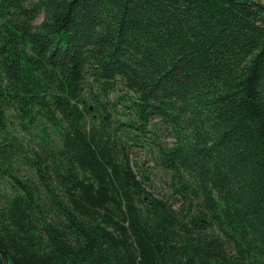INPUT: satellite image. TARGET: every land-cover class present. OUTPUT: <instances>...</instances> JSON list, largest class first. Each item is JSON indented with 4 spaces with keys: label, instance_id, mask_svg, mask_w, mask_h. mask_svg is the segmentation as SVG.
<instances>
[{
    "label": "trees",
    "instance_id": "1",
    "mask_svg": "<svg viewBox=\"0 0 264 264\" xmlns=\"http://www.w3.org/2000/svg\"><path fill=\"white\" fill-rule=\"evenodd\" d=\"M0 264H264V0H0Z\"/></svg>",
    "mask_w": 264,
    "mask_h": 264
},
{
    "label": "rangeland",
    "instance_id": "2",
    "mask_svg": "<svg viewBox=\"0 0 264 264\" xmlns=\"http://www.w3.org/2000/svg\"><path fill=\"white\" fill-rule=\"evenodd\" d=\"M95 86L93 87V89ZM94 94H98L97 88L94 89ZM131 94L122 91L119 87L114 88L107 94V99L104 96H99V100L105 104L107 112L110 114V119L112 122H122L128 123L130 120V109L129 97ZM9 133L19 139H23L25 144H28L30 137V132L22 127L21 121L16 118L10 119ZM116 124V123H115ZM114 125V124H113ZM119 131L122 136H124V129H129L128 127H122ZM130 136L137 134L135 131L129 130ZM124 138V137H123ZM160 138V137H159ZM162 144H172L173 139L164 135L160 138ZM131 152V162L133 169L136 174L144 175L149 177L150 190L155 194L163 198H167L171 194L170 182L166 176L159 171V169L152 162V154L146 148L132 147Z\"/></svg>",
    "mask_w": 264,
    "mask_h": 264
}]
</instances>
